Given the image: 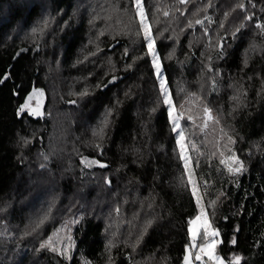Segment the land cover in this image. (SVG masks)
<instances>
[{
    "label": "trees",
    "instance_id": "1",
    "mask_svg": "<svg viewBox=\"0 0 264 264\" xmlns=\"http://www.w3.org/2000/svg\"><path fill=\"white\" fill-rule=\"evenodd\" d=\"M141 4L161 77L135 0H0V264H194L195 184L218 255L264 264V0Z\"/></svg>",
    "mask_w": 264,
    "mask_h": 264
},
{
    "label": "rangeland",
    "instance_id": "2",
    "mask_svg": "<svg viewBox=\"0 0 264 264\" xmlns=\"http://www.w3.org/2000/svg\"><path fill=\"white\" fill-rule=\"evenodd\" d=\"M139 7L143 10V13H144L143 19H144L145 23H147V25H148L149 32H151L150 24H149V22H148V20L146 18V15H145V12H144V9H143L141 3L139 5ZM138 15H139V19L141 21L142 17L140 16L139 13H138ZM143 31H144V28H143ZM152 49L156 53L157 61L160 64L157 52L155 50L154 43L152 45ZM160 69H161V72H162L161 65H160ZM168 99H170L169 96H168ZM46 101H47L46 93L43 90H41V89H34L30 93L28 98L26 99V102H25V104L23 106V111L27 112L28 114H30L32 116H35V117L41 116L44 113V107L46 105ZM196 104H198V102H195L193 105H196ZM168 106H169V109H170V112H171L170 116L172 118L173 123L175 122V123L178 124V127H176L177 131L179 132L180 136H181V133L183 134V140L182 141H181L180 136H179V139H180L179 144H180V146H182L181 148H182L183 155H187L188 152L185 151V149H186L185 146L188 145V143H187V138L184 135L185 128H184V126L182 127L181 122L176 117V113L180 112V110L175 108L173 103L171 105H168ZM201 116H202V112H201ZM200 119L202 120V117ZM217 122H218L217 118H216L215 115L213 116V112L210 111V110L207 111L206 117H205V121H204L203 124L209 125V126L207 128V132L205 134V137H206V140H214L218 144V141L220 140L221 135H220V133L218 134L219 129L217 127V124H218ZM205 125H204V127L206 128ZM59 133H61V132L59 131ZM227 144H230V143L227 142ZM186 160L190 161L188 157L186 158ZM85 163H87V165H89V166L97 165L96 163H94L92 161H88V162L86 161ZM231 167H233V165ZM195 192H196V199H197L198 207H199V214L197 216H201V221H199L198 223H202L203 221L206 220L211 229H214V230L218 231V229H216V228H214L213 226L210 225L209 219H208V217L206 215V212H205V209L203 207V202L200 200L201 199L200 192H199L196 184H195ZM195 218L193 220H195ZM29 219L31 221L32 220V216ZM190 227H191V225H189V228ZM198 231L201 234V232L203 230L202 229H198ZM68 235H69V233L65 229V230L61 231L58 234V237H57V244H58L57 245V249L59 251L63 250L66 254H68V252L72 251V249L70 247V238H69ZM189 235H190V240H191V247L193 249H197V241H198L200 235L197 236L195 244H193V242H192V234H191L190 231H189ZM64 239H67V240L64 241ZM208 239H215V240L218 241L217 246H216V248L214 250V255L219 256L224 261V259L220 255H218V253H217V249H218L219 244H220V233H219V235L217 237H214V238L205 237L204 238V242H206ZM48 244H50V243H48ZM197 255H202L201 252H200V247L197 249ZM186 257H188V264H193V255L190 252H187ZM202 260L205 261V264H216L215 260H209L206 255L202 256ZM184 264H186L185 260H184ZM224 264H226L225 261H224Z\"/></svg>",
    "mask_w": 264,
    "mask_h": 264
},
{
    "label": "snow or ice",
    "instance_id": "3",
    "mask_svg": "<svg viewBox=\"0 0 264 264\" xmlns=\"http://www.w3.org/2000/svg\"><path fill=\"white\" fill-rule=\"evenodd\" d=\"M181 2H186V0H181ZM135 3L137 5V12L142 17L141 24L144 28V39L148 42L147 47H148V51L152 55V63L156 67V72H157L158 77H161L162 74L160 72V64L157 61L156 53L152 49V45L154 43V40H153L152 36L150 35L147 23H145V21L143 19V16H144L143 10L139 7L141 0H135ZM240 7H243V5H240ZM249 19H250V17H249ZM197 23H201V21L198 20ZM261 27H264V25H261ZM160 88L163 91L164 96H165L164 103L171 105L172 101L170 99H168V90L165 87L164 80L162 78L160 81ZM73 103H74V101H73ZM206 111H209V110L206 109ZM169 115H171V112L169 113ZM174 127H178V124L175 122H174ZM180 139H181V141L183 140V134L182 133H181ZM237 162L239 163V167H237L235 169V171L238 173L243 169V163L239 162L238 158H237ZM94 163H95V161H94ZM101 166L103 167L104 165H101ZM229 170H232V169H229ZM199 221H201V216H197L195 218V220L189 221V224L191 225V227L189 228V231L192 234L193 244H195L197 236L200 235V232L198 231V229L203 230V234L201 235L202 244L200 246V252L202 255H197L195 257V259L201 260L202 256L206 255L209 260H215L216 264H224V261L219 256L214 255V250L217 246L218 241L215 239H208L206 242H203L205 237H209V238L217 237L219 235V232L217 230L211 229L206 220L203 221L202 223H198ZM232 243H235V240H233ZM41 247H44V245H41ZM52 250L56 251L55 248H53ZM239 260H240V258L236 257V264H239ZM185 262H186V264H188V257H185Z\"/></svg>",
    "mask_w": 264,
    "mask_h": 264
},
{
    "label": "built area",
    "instance_id": "4",
    "mask_svg": "<svg viewBox=\"0 0 264 264\" xmlns=\"http://www.w3.org/2000/svg\"><path fill=\"white\" fill-rule=\"evenodd\" d=\"M194 264H202L199 260H194Z\"/></svg>",
    "mask_w": 264,
    "mask_h": 264
}]
</instances>
